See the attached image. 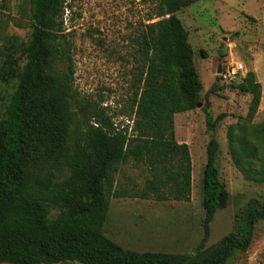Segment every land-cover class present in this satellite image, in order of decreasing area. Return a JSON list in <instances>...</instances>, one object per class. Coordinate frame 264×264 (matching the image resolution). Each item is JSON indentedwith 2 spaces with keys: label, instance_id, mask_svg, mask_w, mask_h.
Masks as SVG:
<instances>
[{
  "label": "trees",
  "instance_id": "1",
  "mask_svg": "<svg viewBox=\"0 0 264 264\" xmlns=\"http://www.w3.org/2000/svg\"><path fill=\"white\" fill-rule=\"evenodd\" d=\"M200 0H155L156 19L138 35L142 59L131 99L132 126L120 129L100 113L84 124L72 111L70 45L60 48L69 0H33L31 34L24 48V68L0 113V262L9 264H226L249 248L253 229L264 221V205H249L237 235H228L203 257L126 250L103 235L108 191L120 165L147 166L149 180L137 192L115 198L189 202L192 163L186 144L175 140L174 116L197 108L202 84L193 63L188 33L176 14ZM67 62L68 71L56 70ZM253 95L251 75L235 86ZM220 86L215 83L208 93ZM207 130L215 133L202 107ZM264 123L231 126L228 142L235 167L246 180L264 183ZM219 143L206 146L201 206L205 236L228 193L218 177ZM66 160L70 174L58 181L53 168Z\"/></svg>",
  "mask_w": 264,
  "mask_h": 264
},
{
  "label": "rangeland",
  "instance_id": "2",
  "mask_svg": "<svg viewBox=\"0 0 264 264\" xmlns=\"http://www.w3.org/2000/svg\"><path fill=\"white\" fill-rule=\"evenodd\" d=\"M69 4L58 46L70 45L72 85L78 100L71 110L78 112L84 124L100 113L117 128L131 127V99L142 64L138 35L147 24L157 21L155 0H69ZM32 7L33 0H0V113L24 68ZM176 16L188 33L203 87L200 107L174 116L175 140L187 145L191 157L190 201L115 198V192L140 191L149 180L144 163L120 165L108 191L109 210L102 232L123 249L137 253L203 257L226 236L237 235L247 206L264 205V183L245 179L233 164L228 142L231 126L264 123V0H200ZM237 64L243 67L241 75L222 83L218 68ZM56 70L67 72V62H56ZM249 75L258 86L259 101L253 113V95L235 88ZM215 83L220 89L208 93ZM206 104L212 122L224 115L214 134L206 127L202 110ZM212 136L219 143L218 177L228 200L216 212L205 236L202 176ZM53 169L58 181L70 174L66 160ZM226 264H264V221L255 224L247 251L234 253Z\"/></svg>",
  "mask_w": 264,
  "mask_h": 264
},
{
  "label": "built area",
  "instance_id": "3",
  "mask_svg": "<svg viewBox=\"0 0 264 264\" xmlns=\"http://www.w3.org/2000/svg\"><path fill=\"white\" fill-rule=\"evenodd\" d=\"M243 71V67L241 64L230 65L225 69H221V73L219 74L220 81L222 83H229L237 79Z\"/></svg>",
  "mask_w": 264,
  "mask_h": 264
},
{
  "label": "water",
  "instance_id": "4",
  "mask_svg": "<svg viewBox=\"0 0 264 264\" xmlns=\"http://www.w3.org/2000/svg\"><path fill=\"white\" fill-rule=\"evenodd\" d=\"M217 73H218V74L221 73V68H220V67L218 68ZM197 107H200V104H198Z\"/></svg>",
  "mask_w": 264,
  "mask_h": 264
}]
</instances>
